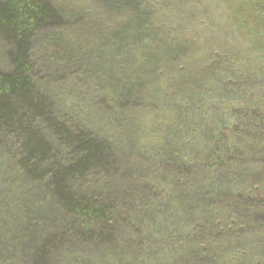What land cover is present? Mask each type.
<instances>
[{
    "label": "trees",
    "instance_id": "16d2710c",
    "mask_svg": "<svg viewBox=\"0 0 264 264\" xmlns=\"http://www.w3.org/2000/svg\"><path fill=\"white\" fill-rule=\"evenodd\" d=\"M102 4L110 13L123 9L130 15L127 20H134L133 26L128 21L120 31H153L141 0ZM67 26L66 12L49 0H0V37L7 60L0 67V151L16 167L9 170L17 178L12 185L13 217L0 230L7 245L15 253L27 244L20 253L32 258L29 264H50L52 257L72 247H121L122 238L139 251L133 248L138 240L132 234L138 226L144 231L150 225L151 213L163 215L167 199H176L195 210L209 208L211 217L200 218L206 222L199 220L188 243L182 242L184 246L175 251L172 264H238L233 253L227 254L236 250L241 257L256 256L264 264V104L232 106L231 122L206 134L208 141L200 152L175 151L149 166L158 177L165 173L161 183L158 177L145 175L141 158L135 161L118 153L110 138L63 113L54 100L58 87L36 73L34 42ZM180 68V76L164 90L170 89L164 94L168 106L178 108L184 117L182 124L171 125L168 143L173 147L183 144L186 138L178 133L202 109L193 103L197 95L191 94L200 83L199 73ZM150 78L119 82L111 103L118 109L141 105L142 95L148 98ZM192 95L196 96L189 99ZM249 244L254 246L249 249Z\"/></svg>",
    "mask_w": 264,
    "mask_h": 264
},
{
    "label": "rangeland",
    "instance_id": "374dc122",
    "mask_svg": "<svg viewBox=\"0 0 264 264\" xmlns=\"http://www.w3.org/2000/svg\"><path fill=\"white\" fill-rule=\"evenodd\" d=\"M49 1L66 12L68 26L44 40L36 39V73L58 87L54 100L63 113L86 121L89 128L110 138L118 153L135 161L141 158L146 163L143 171L151 178L158 176L149 166L162 163L167 155L200 152L208 141L206 134L214 133L215 128L223 130L231 122L232 106L264 104V0H141L151 33L120 31L128 21L133 26L134 20H127L130 15L123 9L104 10L103 0ZM152 39L155 42H149ZM5 52L0 37L1 68L6 65ZM182 66L199 73L200 83L191 94L201 99L196 95L189 99L196 96L193 103L202 109L178 133L186 138L183 144L173 147L168 143L171 125L182 124L184 117L178 108L168 106L164 94L170 89L164 90L170 88L172 78L180 76ZM147 75L151 89L146 100L140 91L141 105L118 109L111 103L119 82ZM159 91L164 93L158 98ZM107 101L112 110L105 107ZM7 159L0 151V230L3 222L11 221L14 212L10 207L16 198L12 185L17 178L9 170L16 167ZM163 175L158 177L161 183ZM175 200L167 199L166 212L151 213L147 216L150 225L144 231L138 226L132 234L138 240L133 248L139 251L130 249L131 241L122 238L127 246L72 247L52 257L50 264H172L174 253L184 246L182 242L188 243L200 218L211 217L209 208L195 210ZM249 245V249L254 246ZM23 247L14 253L0 231V264H29L32 258L20 253ZM236 251L227 254L233 253L238 264H259L256 256L248 260Z\"/></svg>",
    "mask_w": 264,
    "mask_h": 264
}]
</instances>
